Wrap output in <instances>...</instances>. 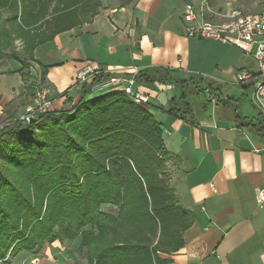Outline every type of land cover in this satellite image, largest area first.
<instances>
[{"label":"trees","instance_id":"obj_1","mask_svg":"<svg viewBox=\"0 0 264 264\" xmlns=\"http://www.w3.org/2000/svg\"><path fill=\"white\" fill-rule=\"evenodd\" d=\"M99 5L98 0H0V10L9 12L0 21V66L19 62L32 96L25 68L34 49L90 20ZM13 35L23 39L21 52ZM134 77L136 84L178 86V102L167 112L190 118L186 97L201 90L187 89L194 78L174 79L161 67ZM253 126L264 138L263 119ZM170 157L161 123L147 105L119 89L83 96L69 110L38 112L28 121L8 111L0 125V261L11 264L7 256L35 255L55 241L79 239L88 264H170L194 222L171 186Z\"/></svg>","mask_w":264,"mask_h":264},{"label":"crops","instance_id":"obj_2","mask_svg":"<svg viewBox=\"0 0 264 264\" xmlns=\"http://www.w3.org/2000/svg\"><path fill=\"white\" fill-rule=\"evenodd\" d=\"M186 3L133 0L101 9L37 46L29 75L52 88L50 110L113 90L94 88L93 78L78 83L77 73L87 64L125 76L161 67L174 79L200 81L209 103L196 107L189 101L192 113L187 119L167 112L178 102L180 88L175 84L133 86L148 97L147 107L161 123L163 142L171 153L166 163L171 186L179 203L194 214L170 264H264V202L257 196L264 186V138L253 126L262 118L251 104L250 85L235 78L249 62L232 44L185 35ZM14 62L9 73L0 74V113L12 106L20 116L28 102L21 65ZM71 246L76 250L79 239ZM64 248L56 241L39 254L22 255L19 262L65 264Z\"/></svg>","mask_w":264,"mask_h":264},{"label":"built area","instance_id":"obj_3","mask_svg":"<svg viewBox=\"0 0 264 264\" xmlns=\"http://www.w3.org/2000/svg\"><path fill=\"white\" fill-rule=\"evenodd\" d=\"M185 35L232 44L252 57L254 68L247 67L236 73V82L249 84L251 87L250 101L264 121V11L243 14L234 9L224 13L213 11L205 0L198 3L187 2L182 15ZM109 76L98 82L94 88L119 89L127 94L136 104L146 106L148 97L135 92L134 75L125 76L108 72L98 66L85 65L77 73L76 81L83 83L98 75ZM39 87L32 102L27 105L21 119L28 121L35 112H44L50 106L49 93L51 89L45 85ZM108 91V90H107ZM259 202H264V186L257 192ZM0 264H5L0 261Z\"/></svg>","mask_w":264,"mask_h":264},{"label":"rangeland","instance_id":"obj_4","mask_svg":"<svg viewBox=\"0 0 264 264\" xmlns=\"http://www.w3.org/2000/svg\"><path fill=\"white\" fill-rule=\"evenodd\" d=\"M98 1L100 4L98 7V12H99L101 9L104 10V9L120 6L121 4L122 5L129 4L133 0L132 1H128V0H98ZM199 1H201V0H187V2H194V3H198ZM205 1H206L207 5L209 6V8L213 11H218V12L224 13L225 11H227L228 9L231 8V9L237 10L243 14L263 11V3H264V0H205ZM8 15H9V12H7L6 10H0V21H4ZM19 16H20V9L18 10V13H17L18 20L20 19ZM76 16H77L76 18L81 19L82 18V12L78 13ZM71 18H72V16H71ZM60 24L63 26L65 24V21H62ZM12 39L14 40L13 45L15 46V49L18 50L19 52H21L22 48H23V39L20 37H15V35L12 36ZM245 59L247 60V62H249V67L254 68V61H253L252 57L249 55H246ZM9 61L10 60H5L4 65L0 66V74L3 73L6 69H9L12 66L16 65V62H14L16 60L11 61V63H9ZM30 66H31V64H29L28 67L25 68V71H30ZM26 78H28V77H26ZM29 83L32 84L31 88L33 90L32 91L33 95L31 96L29 94V92H27V90H26L25 97H27L26 103L28 102V105L32 102L33 98L35 97V93L39 89V87H44L42 85V83H39L38 80L33 78L32 76H30V78L28 79V84ZM193 83H194L193 85H187V89H189L190 91L195 90L196 88H192V87L197 86V89H201V90L195 91L194 93H190L188 96V101L196 102L197 103L196 107H199V104L201 102H205L206 104H208L209 103L208 94L204 93L205 94V97H204V95L202 93L204 91L206 92V88L205 87L203 88V85L199 84V81L197 79H193ZM51 94H52V91H50L49 96H51ZM99 94H101V93H95V94H92L89 96L87 95L86 99L90 98V96L92 97V96H96ZM50 101L52 103L51 99H50ZM51 103H50L48 110H50ZM26 107H27V105L24 107V110ZM71 107L72 106H69V107H65L63 109L69 110V109H71ZM12 110H13L12 106H8V107L4 108V112L0 113V125L4 121V118L6 117V113L8 111L11 112ZM36 113H38V112H35L32 115H30L29 119L33 118ZM39 113H41V112H39ZM255 114H256V111H255ZM20 117H21V115L19 116V118ZM73 241L74 240L71 241L68 239H63L61 241H58L62 248L65 247L62 250V252H65V254H66L65 264H88V261H87L86 257L83 255V253L80 251V248L79 249L77 248L76 250H74V248L71 246V242H73ZM7 257L11 260V264H23V262H19L20 261L19 258L22 257V255L19 257L16 256L14 258L13 257L11 258L9 256H7ZM3 262L5 263V261H3Z\"/></svg>","mask_w":264,"mask_h":264}]
</instances>
